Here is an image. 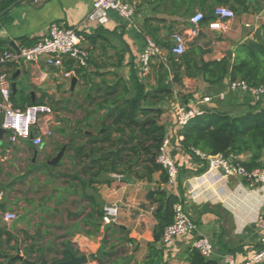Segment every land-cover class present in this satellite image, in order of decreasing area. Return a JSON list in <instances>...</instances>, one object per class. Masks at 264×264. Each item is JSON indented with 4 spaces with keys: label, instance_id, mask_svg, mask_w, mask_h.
Segmentation results:
<instances>
[{
    "label": "crops",
    "instance_id": "0c3cea01",
    "mask_svg": "<svg viewBox=\"0 0 264 264\" xmlns=\"http://www.w3.org/2000/svg\"><path fill=\"white\" fill-rule=\"evenodd\" d=\"M129 1L136 6L132 21L110 11L107 21L98 24L89 18L94 0H21L5 11L8 13L5 17H0V40L5 41L4 50L34 45L47 34L52 22H58L65 27L78 28L84 37L82 45L90 55L88 66L77 73L73 89L72 78H65L60 70L48 66L44 60L38 64H17L12 72L13 76L21 70L15 78L17 92H20L18 101L28 95L33 101L43 99V103L53 107L57 122L53 125L54 139L49 147L35 146L32 150L31 140L11 143L6 134L0 139V202L5 207V211H0V220L16 238L3 249L12 260L19 259L15 258L19 254L23 256L20 261L27 260L30 264L49 263L63 260L62 254H43L38 248L50 246L61 252L67 248L59 240L68 238L72 248L80 252L79 256H87V264H97L90 255L99 249L104 239H109L115 250H119L118 256L131 257L130 264H144L149 244L154 242L153 229L157 223L155 204L148 199V192L152 188H164L179 196L197 226L193 232L178 236L171 244L154 243L164 251L168 264H188L186 252L199 236H206L214 243L211 259L218 264H228L226 256H231L235 264H242L261 248L257 217L264 206V190L209 170L205 161L194 158L179 146L180 128L174 123L178 104H186L195 110L196 103L206 96L211 100L203 102L199 108L236 112L240 100L231 96L235 91L230 90L228 79L218 85H209L201 77H184L177 82L173 72H169V77L164 80L174 91L173 98L159 103V107L164 111L161 122L171 139L167 152L179 168L177 186L163 183L161 173L156 172L150 180L138 179L133 174H107L105 183L96 181L83 188L80 181L71 176L78 175L87 180L88 176L82 172L86 159L76 158L69 148L73 140L76 143L86 141L85 134L90 131L85 124H95L103 113L88 114V111L95 108L105 88L112 86L119 77L132 85L133 77L138 76L147 90L158 87L160 67L169 68L170 46L175 33L186 35L187 48L194 40L200 45L209 42L204 47L209 50L204 59L220 60L233 44L235 49L238 44L252 39L264 24V0L246 5L250 7L226 21L223 30L211 29V21L200 23L196 36L189 35V18L197 11L210 16L209 10L216 7L215 0ZM148 36L161 47V53L152 59L149 73L142 75L140 55L145 50ZM23 37L27 39L26 43L22 42ZM10 70L8 66H2L0 73L9 74ZM41 72L47 73L42 80L39 78ZM78 121L83 122L78 124ZM48 138L45 137L44 142ZM66 144L62 163L56 172H52L60 175L47 184L49 191L18 200L15 195L18 186L25 184L34 192L36 175L49 177L43 170L32 171L34 166H40L45 159V162L49 161L53 157L50 153L57 154L56 149ZM20 152H32V158L26 169L18 168L17 171L14 160ZM247 158L248 155L241 156L242 160ZM7 178L9 180L5 181ZM42 186L45 187V182ZM111 205L118 206L116 223L103 225L100 222V230H96L92 222L98 218V209L103 211ZM7 211L16 212L17 220L5 221L3 214ZM4 260L0 258V262Z\"/></svg>",
    "mask_w": 264,
    "mask_h": 264
},
{
    "label": "trees",
    "instance_id": "16d2710c",
    "mask_svg": "<svg viewBox=\"0 0 264 264\" xmlns=\"http://www.w3.org/2000/svg\"><path fill=\"white\" fill-rule=\"evenodd\" d=\"M21 0H0V17H5V12L10 6ZM201 2H204L202 0ZM216 6L222 5L230 7L235 14H239L249 7H244L247 0H215ZM252 6H255L254 4ZM215 9V8H214ZM210 16L204 15L201 23L214 20V10H209ZM96 35L95 38H97ZM26 43V38H21ZM204 45L194 40L189 44L187 50L180 56L169 54V68L160 67L162 72L158 80V87L147 90L145 83L138 76H134L133 84L129 85L126 80L119 77L112 85L107 86L95 108L90 113L99 114L103 111L99 121L95 124H85L89 133L84 143H76L73 140L70 150L74 151V156L78 159L85 158L86 162L82 166V172L88 176L87 180H82L78 175L83 188L90 183H105L107 174L128 175L133 174L138 179H152L156 172L161 173V181L168 183V174L163 166L157 162V154L167 133L164 123L161 122L163 109L159 103L173 98V89L164 80L169 77V72H173L177 82H181L184 77H201L209 85H218L228 79L231 82L240 80L249 86L255 87L264 84V24L255 32L252 39L238 44L233 53L232 61L227 56L220 60H205L209 50ZM5 41L0 40V54L4 51ZM172 46H170V49ZM17 64L1 63L2 66L10 67L9 75L16 68ZM65 67L70 70L74 67L72 60H65ZM163 69V70H162ZM82 68L77 69L80 73ZM12 93L11 99L15 107L26 108L30 105L42 104L43 99H33L28 95L23 101H18V94ZM239 93V92H237ZM240 94V93H239ZM246 102L238 106L236 112L227 110H217L215 108H203V113L189 119L188 122L179 129L177 139L179 146L191 156L199 159L194 150H199L208 155L222 154L240 163L248 169L256 167L264 168V107H260L262 99H256L251 94L243 95ZM185 99L186 96H183ZM244 99V100H245ZM255 100L257 102H254ZM260 101V102H259ZM244 106V107H243ZM243 107V108H241ZM260 107V108H258ZM53 108V107H52ZM83 121H78L81 124ZM7 137V134L5 135ZM35 150L33 144H29ZM62 146L56 149L58 152ZM156 154V155H154ZM242 155H248L246 160H242ZM61 161L56 165H49L48 161L40 166H34L32 171L43 170L50 178L56 179L60 174L52 172L61 165ZM104 177V179H101ZM179 181V180H178ZM148 199L155 204L154 216L157 220L153 229L154 242L149 244V252L144 264H168L164 259V251L157 248L154 243L161 241L163 232L174 220V204L179 196L168 192L164 188H152L148 192ZM0 211H5L4 205L0 202ZM98 218L92 222L96 230H100L104 211L98 209ZM15 240L9 230L0 220V258H4L0 264H30L19 259H11L7 256L4 245L9 246ZM62 246L70 249L79 256V251L74 250L70 240L62 242ZM38 251L45 253L62 254V259H68L66 250L61 252L56 248L42 247ZM119 250L110 243L109 239H104L99 249L90 255L97 264H130L131 257L124 258L118 256ZM188 264H218L213 259H206L194 248L186 252Z\"/></svg>",
    "mask_w": 264,
    "mask_h": 264
},
{
    "label": "built area",
    "instance_id": "2783aa9c",
    "mask_svg": "<svg viewBox=\"0 0 264 264\" xmlns=\"http://www.w3.org/2000/svg\"><path fill=\"white\" fill-rule=\"evenodd\" d=\"M114 11L121 18L132 21L136 13V6L129 0H94L93 8L89 18L98 24H104L108 19V12ZM215 18L210 22V28L223 30L226 28L225 22L235 16V12L227 6H216L213 12ZM204 18L201 11H197L189 18V35L196 36L199 33V25ZM250 27L251 24H245ZM84 37L76 27H65L58 22H52L47 34L32 46H20L14 49H5L0 56L1 63H33L38 64L42 60L48 66L60 70L63 76L70 79L77 76V69L88 66L90 55L88 50L82 45ZM145 50L140 55V71L146 75L150 71L152 59L161 53V47L156 41L148 36ZM187 50L186 35L177 32L173 35V45L171 52L177 56L182 55ZM65 60H72L74 67L67 70ZM47 73L41 72L39 78L42 80ZM12 80L8 73H0V129H5L7 139L11 143L20 140H31L32 144L42 147L44 138L53 135V125L57 122L53 108L46 104H35L26 108L15 107L11 95ZM231 91L239 92L243 95L251 94L257 100L264 98V84L260 86H249L244 81H234L229 84ZM210 96L204 97L196 103L197 109H190L186 104H178L175 109V125L178 128L184 126L189 119L203 113V107L199 105L209 102ZM182 138V137H179ZM171 144L169 133L167 132L160 152L157 154V162L160 163L168 174V184L177 186L179 178V168L175 159L167 152ZM201 160L207 163L208 169L217 172L224 177L240 179L251 187H258L264 190V168L256 167L248 169L240 163L222 154L208 155L199 150H194ZM102 218L103 225L116 223L118 216V206L111 205L104 208ZM174 220L166 226L161 241L164 244H171L178 236L193 232L197 226L188 213L185 211L181 200L174 204ZM5 221L17 220L16 212L7 211L3 214ZM257 226L261 233V248L250 259L242 264H264V206L257 217ZM192 248L197 250L203 257L210 259L215 252L214 243L206 236L194 238ZM228 264H235L231 256H226Z\"/></svg>",
    "mask_w": 264,
    "mask_h": 264
},
{
    "label": "rangeland",
    "instance_id": "374dc122",
    "mask_svg": "<svg viewBox=\"0 0 264 264\" xmlns=\"http://www.w3.org/2000/svg\"><path fill=\"white\" fill-rule=\"evenodd\" d=\"M231 96L234 97L236 100H240V104H239L240 106H242V104L244 102H246V99L241 94H239L237 92H232ZM252 101L257 102L255 100H252ZM261 102L262 103H261L260 107H264V101H261ZM243 107H241V108H243ZM260 107H258V108H260ZM53 139H54L53 135L49 136L48 139H45V142L42 145V148L44 147V145L48 146V147L51 146L53 143ZM16 155H18V156H16V159L14 160L16 162V165L14 166V167H16V170L18 171V168L19 169H26V167L31 163L32 152H20V154H16ZM52 156L54 157V156H56V154L50 153V157H52ZM41 161L42 160L38 161V163ZM45 161H46V159H45ZM56 170H58V169H55L54 172H56ZM7 180H9V178H7L5 181H7ZM53 180H54V178L48 177V179H47L43 175H36V179H35L36 183L34 184L36 190L34 192H31L30 188L27 187L25 184H23V185H20L17 187L15 195H17L18 200H22L23 198L24 199L28 198L29 195L30 196L31 195L32 196H39L41 194L47 193L49 191L47 184L52 182ZM44 182H45V187L42 186L44 184ZM63 240H64V238L59 240V243H62ZM65 240H68V238H65Z\"/></svg>",
    "mask_w": 264,
    "mask_h": 264
},
{
    "label": "water",
    "instance_id": "95a60500",
    "mask_svg": "<svg viewBox=\"0 0 264 264\" xmlns=\"http://www.w3.org/2000/svg\"><path fill=\"white\" fill-rule=\"evenodd\" d=\"M255 0H247V3L245 4L248 5V4H252L254 3ZM244 6V7H245ZM12 7V6H11ZM10 7V8H11ZM9 8V9H10ZM233 51H234V44L232 46L231 49H229L227 52H226V56L229 58L230 61H232L233 59ZM21 72V70H18L13 76H12V91L13 93L15 94L17 92V83L15 81V78L17 77V75ZM77 77L74 76L72 77L71 79V88L73 89L77 83ZM6 134V130L5 129H0V139L3 138V136ZM68 144L64 145L56 154V156H54L53 158H51L49 161H48V164L49 165H56L58 164L61 159L63 158L64 154H65V151H66V148H67ZM156 155V154H154ZM108 227V226H107ZM69 254V258L68 259H64V260H55V261H52V262H43L42 264H87L88 262V258L86 255H82V256H77L75 255L73 252H71L70 249H67L66 250ZM15 258H19V259H23V256L21 255H16ZM27 261V260H26ZM32 264H36V263H32Z\"/></svg>",
    "mask_w": 264,
    "mask_h": 264
}]
</instances>
